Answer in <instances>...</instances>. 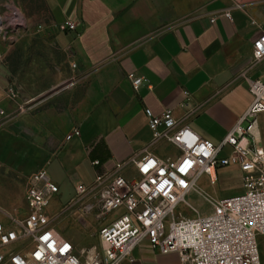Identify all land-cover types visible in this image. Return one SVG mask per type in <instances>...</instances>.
<instances>
[{
    "label": "crops",
    "instance_id": "1",
    "mask_svg": "<svg viewBox=\"0 0 264 264\" xmlns=\"http://www.w3.org/2000/svg\"><path fill=\"white\" fill-rule=\"evenodd\" d=\"M48 5L52 27L76 23L73 30L57 29L76 80L42 108L12 98L0 80L6 110L0 116V166L24 186L45 168L66 201L60 206L69 205L77 184L93 183L147 147L170 156L169 147L153 145L146 109L154 115L172 109L179 125L189 124L219 143L251 102L240 73L251 67L253 40L263 31L264 0H48ZM250 73L264 80V59ZM130 74L147 81L135 90ZM74 129L80 134L67 139ZM250 131L252 142L264 147V113ZM231 150L223 146L220 156ZM260 246L262 255L264 237ZM134 256V263L125 264H181L177 253L157 254L148 241Z\"/></svg>",
    "mask_w": 264,
    "mask_h": 264
},
{
    "label": "built area",
    "instance_id": "2",
    "mask_svg": "<svg viewBox=\"0 0 264 264\" xmlns=\"http://www.w3.org/2000/svg\"><path fill=\"white\" fill-rule=\"evenodd\" d=\"M225 15L230 17V12ZM262 25V33L253 40L251 67L240 73L251 102L221 142L203 137L189 124L179 125L172 109L159 115L146 109L153 145L169 147L170 156H158L147 147L140 156L98 175L93 183L77 184L66 206L80 203V216L97 212L98 218L109 219L99 230L98 244L79 245L53 224L50 209L59 184L41 168L27 179L23 211L0 208V264L134 263V251L143 241L157 254L177 253L181 264H262L264 147L248 135L264 113V80L250 73L264 59V21ZM58 28L73 30L76 23L65 20ZM129 79L135 90L147 81L134 74ZM9 93L17 97L15 89ZM5 115L0 105V116ZM244 121L246 128L240 126ZM74 134L80 131L74 129L67 139ZM225 145L232 150L222 157ZM230 165L239 168L244 191L222 197L219 191L203 189L200 195L212 203V209L199 212L191 199L201 180L207 177L217 185L218 169ZM186 208L197 214H187Z\"/></svg>",
    "mask_w": 264,
    "mask_h": 264
},
{
    "label": "rangeland",
    "instance_id": "3",
    "mask_svg": "<svg viewBox=\"0 0 264 264\" xmlns=\"http://www.w3.org/2000/svg\"><path fill=\"white\" fill-rule=\"evenodd\" d=\"M50 20L48 0H0V80L9 85L7 91L11 88L17 91L21 102L38 104L39 108L68 91L76 80L68 50L61 45L58 28L52 27ZM25 187L21 179L0 166V208L23 211ZM203 189L211 193L219 191L222 197L241 194L244 191L242 175L228 166L220 168L217 185L211 184L207 177L201 180L191 201L199 212L207 213L212 203L200 195ZM59 196L56 195L50 209L57 229L79 245L98 244L99 230L109 219L98 218L97 212L80 216V203L60 206L66 201ZM186 213L197 214L187 208Z\"/></svg>",
    "mask_w": 264,
    "mask_h": 264
}]
</instances>
